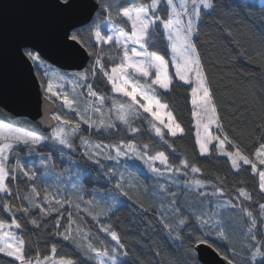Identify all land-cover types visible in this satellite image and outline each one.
<instances>
[{
  "label": "snow or ice",
  "instance_id": "obj_1",
  "mask_svg": "<svg viewBox=\"0 0 264 264\" xmlns=\"http://www.w3.org/2000/svg\"><path fill=\"white\" fill-rule=\"evenodd\" d=\"M41 6L67 21L66 37L69 28L75 29L71 33V40L84 45L92 57V63L82 71L58 70L46 64L32 50L36 47L32 43L36 38L32 33L10 34L0 28V60L11 51L22 60L31 61L38 69L37 94L46 104V115L37 124H29L27 120L5 122L4 118H0V192L5 197L15 196L21 201L20 204L7 199L0 202V213L10 214L7 219L0 218V260L4 264H128L130 253L111 225L101 228L114 242L109 247L102 240L97 243L90 231L82 229L73 219L71 211L68 212L67 225L62 223L67 206L74 205L75 209L81 210L82 201H73L71 197L58 198V193L49 191L45 184L42 199L37 202L36 198L41 197V191L36 186L37 173L40 169L49 173L54 167L53 152L45 154L41 149L60 146L59 155L63 162L65 149L74 154L82 146L80 158L89 167L96 166L98 176L111 182V192L105 189V194L111 195L110 203L101 206L93 199L87 202L92 207L82 209L97 222L100 216L112 212L121 196L132 199L130 192L137 185L131 179H126L125 173L130 177L129 170L138 172L137 165L140 163L154 177L166 178V182L159 183L158 187L162 194L167 193L168 203L165 206L161 202L160 209L156 211L163 230L177 242V255L171 264H220L217 257H222L226 264H264V202L258 203L255 214L243 207L245 201L255 203L253 193L240 187L236 193V200L240 203H234L232 199L220 202L225 189L224 181L219 176L216 177L218 183L193 178L185 180L184 184L201 199L192 205L185 201L181 206L177 193L171 191L167 180L176 183L178 177L175 174L182 173L187 177L189 169L193 174L201 173L199 166L190 163L187 158L173 164L165 151L154 150L150 143L132 138L115 143H94L91 139L92 135L119 131L116 121L127 132L137 136L141 134V129L133 124L146 122L148 131L171 148L165 134L175 138L185 131L163 99L171 91L175 78L190 87L191 115L195 118V144L199 154L209 155L212 146L230 161L232 169L239 171L242 165L250 166L251 172L259 179L257 195L264 197V168H258V164L264 166V98L259 101L261 123L255 128L261 132L254 153L257 164L234 138H230L223 126V117L197 43L204 17L215 13L221 22L231 19L243 23L254 37L258 36L262 46L258 55L264 61V0H260L259 6L255 0H132L129 6H120V0H99V3L96 0H92V3L88 0H42ZM76 16L80 18L72 22ZM98 17H103L100 23L96 22ZM117 19L130 25V28L121 27ZM217 29L231 35V29L225 28L222 23L217 24ZM82 33L87 34L92 46L85 43ZM161 38L165 44V54L150 51V47L155 48ZM104 45L114 47L115 54L106 53ZM105 60L110 67L106 66ZM170 65L174 68V74L169 72ZM98 76L110 86L113 96L97 91L89 82L95 81ZM68 86H71L70 89ZM109 100L111 105L105 111ZM57 101H60L61 109L70 112L76 119L62 116L54 107ZM256 103L253 97L254 106ZM84 126H87L86 129ZM86 132L89 134L86 135ZM77 139L80 145L76 144ZM226 146L232 150H227ZM172 150L175 152V148ZM20 151H24L26 157L35 156L40 167H35V160L31 165L28 159L22 161L18 154ZM38 152L40 154L36 155ZM12 160L15 162L11 163ZM102 160L113 161L124 171L107 167ZM157 162L160 166H157ZM83 172V176L77 173V177L83 183H90L88 168L85 167ZM20 176L31 182V190L26 195H20L19 189L14 192L10 186ZM209 184L213 187L211 195L217 196V205L211 210L204 204L208 194L200 191ZM73 188L76 186L73 185ZM137 203L147 211L139 199ZM236 210L241 213L244 225L239 230V242L235 240L236 226L229 225L224 218V211ZM34 211H38L41 220L56 214L52 234L74 245L79 259L63 256L55 259V244L51 245L49 255H42L38 248L34 256L28 254L35 242L29 244L20 233L28 223L36 228L42 226L41 220L35 218ZM18 213L20 218L17 217ZM73 224L77 225L75 230ZM62 227L63 232L60 231ZM205 253L210 260L202 259Z\"/></svg>",
  "mask_w": 264,
  "mask_h": 264
},
{
  "label": "trees",
  "instance_id": "obj_2",
  "mask_svg": "<svg viewBox=\"0 0 264 264\" xmlns=\"http://www.w3.org/2000/svg\"><path fill=\"white\" fill-rule=\"evenodd\" d=\"M131 2L132 0H120V6H129ZM255 3L259 6L260 0H255ZM102 19L103 17H98L96 22L100 23ZM117 23L121 27L130 28V25L123 24L119 19H117ZM218 23H222L225 28H230L231 35L229 36L227 32L218 30ZM73 31L75 29L71 33ZM82 35L84 36L85 43L92 46L91 42L87 40V34L82 33ZM197 43L216 103L223 117V126L228 131L230 138H234L240 144L245 154L251 156L255 153L256 147H258V138L261 135V132L256 131L255 128L261 123L262 113L259 101L261 98H264V61L258 55L262 51L259 37H254L243 23L234 22L231 19H225L221 22L219 17L214 13L212 16L204 17V23L201 25ZM103 47L106 53L115 54L114 47L110 48L108 45H104ZM149 50L165 54L163 38L157 41L155 48L150 47ZM116 62L119 61L117 60ZM91 63L92 57L89 56V61L83 69L87 68ZM105 64L110 67L107 60H105ZM35 72L36 74L38 72L36 68ZM169 72L170 74H174V68L171 65ZM89 82L93 83L97 91L109 97L114 95L111 92L110 86L101 80L99 76L95 81ZM253 97L257 101L255 106L253 104ZM163 99L170 106L174 117L185 130L183 134H178L175 138L167 135V133L165 134V140L168 141V144L172 145L171 148L155 137L153 132L148 131L146 122H135L133 124V126L141 129V134L137 136H133L127 132L125 127L119 123L117 124L119 131L111 134L92 135L91 139L97 142L115 143L121 139L127 141L132 138L142 143H150L154 146V150L165 151L169 156L170 162L173 164H179V159L187 158L190 163L199 166L202 172L193 174L188 170L189 177L186 179L200 178L218 183L216 177L219 176L224 181L223 187L225 189V195L220 197L219 200L232 199L234 203H240V201L236 200V193L238 188L244 187L247 191L253 193L255 203L245 201L243 207L249 208L255 214L258 211V203L264 202V197L257 195L259 192V179L258 175H254L251 172V167L242 165L239 171L232 169L230 161L225 156L219 155L212 146H210L211 152L209 155L202 156L199 154L198 147L195 144L193 117L191 115L190 87L174 78V85L171 91ZM108 105L110 106L109 103ZM58 109L59 105H57ZM64 116L70 120L76 119L71 113ZM0 117L5 120H12L1 114ZM25 119H27L29 124H34L30 119L26 117ZM84 127L86 129L87 126ZM85 134L89 133L86 132ZM76 144L79 145L78 139L76 140ZM172 148H175V152H173ZM226 148L228 150L231 149L228 146ZM41 151L45 154L49 151L53 152L52 163L54 167L49 173H45L43 169H40L37 173L36 186L41 191V197L36 198L37 202H40L42 199L44 185L47 184L49 191L58 193V198L71 197L73 201H82L81 210L75 209L74 205L67 206V210L64 211V216L62 217V223L65 226L68 223V212L71 211L72 216H76L77 220L80 219L81 225H84L90 231L97 243L102 240L104 244L111 247L114 245L113 242L100 229V226L111 225L119 233L122 242L130 253L127 257L128 264H171L173 257L177 255V242L173 241L163 230L156 211L160 209L161 202L165 206L168 203L167 193L162 194L158 187L159 183H164L163 181L144 172L140 165H137L139 168L138 172L135 169H131L129 170L131 176L129 177L127 172L125 176L126 179H131L137 185L139 192H137V188H133L130 192L132 196L131 200L121 196L112 212L108 213L107 216H100L98 218L99 222H97V220H94L82 209L85 205H89L87 204L88 201L93 199L99 202L101 206L105 203H110L112 199L111 195L105 194V189L107 188L109 193L111 192V182H107L104 178L98 176L96 166L89 167L85 164V161L80 158L82 153L81 146L77 148L74 154L69 153L68 150H64L63 162L59 155L58 146L55 149L42 148ZM18 154L22 158V161L28 159L29 164H32L35 160V156L31 157V159L26 157L24 151H20ZM39 154V152L36 153V155ZM10 162L14 163L15 161L12 160ZM38 163V160H35L36 168L40 167ZM102 163L107 167H117L118 171H124L113 161L108 163L102 161ZM90 164L91 162H89ZM85 167L88 168L90 183H83L77 177V173L83 176ZM42 178L43 180H41ZM30 184L31 182L20 176L10 186L14 192L16 189H19L20 195H26L31 190ZM73 185L76 186L75 189ZM169 185L171 191L177 193L181 206H184L185 201H187L188 205H192L198 203L201 199L191 189L171 183ZM76 189L83 190L77 191ZM205 191L208 195L204 199V204L207 209L211 210L214 208L213 203L217 199V196L215 197L208 193L210 191L213 192L212 184H209L205 188ZM5 199L13 201L16 204L21 203L15 196L5 197V194L1 193L0 202ZM138 199L140 203L144 204L147 211L139 207L137 203ZM24 203L27 204L26 201ZM89 206L92 207V205ZM8 215L0 213V218L7 219ZM55 215L53 214V216L41 220L38 211H34L35 218L41 220L42 226L36 228L28 223L25 224L23 231L20 233L29 244L35 242V246L28 254L34 256L36 248H38L42 255H49L51 245L55 244L57 246V253L53 255L56 259L62 256L74 260L79 259L74 245L63 241L60 236L52 234L54 232ZM17 217L20 218L19 213ZM224 218L229 225L236 226L237 235L235 240L239 242L241 239L239 230L244 226L241 213L239 210L224 211ZM60 231H64L63 227ZM222 250H224L223 247ZM0 264H4V261L0 260Z\"/></svg>",
  "mask_w": 264,
  "mask_h": 264
},
{
  "label": "water",
  "instance_id": "obj_3",
  "mask_svg": "<svg viewBox=\"0 0 264 264\" xmlns=\"http://www.w3.org/2000/svg\"><path fill=\"white\" fill-rule=\"evenodd\" d=\"M88 2L92 3V0ZM41 5L42 0H0V28L10 34L32 33L36 37L32 41L36 47L32 50L42 59L60 69L82 70L89 61L87 50L71 40L72 28L67 30L66 37V20ZM79 18L73 17L72 22ZM38 91L34 64L9 51L0 60V114L10 119L26 117L34 124L41 122L46 115V104ZM202 259L208 261L211 258L205 253ZM217 259L220 264H226L222 257Z\"/></svg>",
  "mask_w": 264,
  "mask_h": 264
},
{
  "label": "rangeland",
  "instance_id": "obj_4",
  "mask_svg": "<svg viewBox=\"0 0 264 264\" xmlns=\"http://www.w3.org/2000/svg\"><path fill=\"white\" fill-rule=\"evenodd\" d=\"M37 54V53H36ZM38 55V54H37ZM42 59V58H41ZM46 64H48V65H51V66H54V65H52V64H50L49 62H47L46 60H44V59H42ZM35 66V65H34ZM56 69H58V70H62V71H67V72H76L77 70H64V69H60V68H57L56 66H54ZM35 68H36V66H35ZM36 70L38 71V69L36 68ZM78 71H81V70H78ZM70 87L71 86H68V88L70 89ZM113 96V95H112ZM190 96H191V92H190ZM81 99H83V98H81ZM110 105H111V101L109 100V102H108ZM56 105H60V101H57V104ZM110 106L108 105V104H106L105 105V111H107V109L109 108ZM56 110H57V108H56ZM57 111H59L60 112V114L62 115V116H64L65 114H68V113H70V112H67L66 110H64V109H61L60 107H59V109L57 110ZM112 115H113V117L115 116V113L113 112L112 113ZM1 118V117H0ZM164 118V120H165V122H167V117L166 116H164L163 117ZM12 120H27V119H25V117H17V118H14V119H12ZM5 122H9V120H5ZM116 123L117 124H119L120 122L119 121H116ZM193 127H194V132H195V118H193ZM94 143L95 142H97V141H95V140H92ZM78 144L80 145V142H79V139H78ZM58 147H60V146H58ZM198 147V146H197ZM81 149L83 150V147L81 146ZM66 150V149H65ZM228 150V149H227ZM230 150H232V149H230ZM219 154V153H218ZM220 155V154H219ZM223 156V155H222ZM249 157H250V159H253V161L254 162H257V164H258V161H256V158H255V156H254V154L253 155H249ZM29 159H31V157H29ZM102 161H104V162H112V161H107V160H102ZM29 165H31V164H29ZM138 165H140V167L142 168V170L144 171V172H146V173H148V174H151L150 172H148L147 171V169H146V166H143L142 164H140V163H138ZM38 166H39V163H38ZM157 166H160L159 165V162H157ZM258 168H264V166H260L259 164H258ZM190 170V169H189ZM191 172V171H190ZM152 175V174H151ZM176 175V177H178V181L176 182V183H172V181H171V179H168L167 180V182H169V183H171V184H175L176 186H183V187H185V188H187L186 186H185V184H184V181L185 180H191V179H186L187 177H189V175L187 176V177H185L182 173H177V174H175ZM169 176H171V174H169ZM44 178V177H43ZM43 178L41 179V180H43ZM161 181H163L164 183L166 182V178H159ZM200 190H202V189H200ZM204 192H206L205 191V188H204V190H203ZM2 192H0V194H1ZM210 195L212 194V191H210V192H208ZM216 197V196H215ZM223 200H225V199H222V201ZM221 200H220V202H222ZM214 208L216 207V205H217V199H215V201H214ZM84 207H90L89 205H85ZM234 214H235V212H234ZM73 219L74 220H76L77 221V224H79L80 225V227L82 228V229H84V230H87L86 228H85V226L84 225H81V223H80V219H78L77 220V218H76V216L75 217H73ZM76 224H73L72 225V228H73V230H75V228H76ZM103 226H100V229L102 228ZM88 231V230H87ZM104 233V232H103ZM105 234V233H104ZM109 238H110V236H109ZM111 239V238H110ZM113 242V241H112ZM113 244H114V242H113ZM112 247V246H111ZM55 258V257H54ZM56 259V258H55Z\"/></svg>",
  "mask_w": 264,
  "mask_h": 264
}]
</instances>
